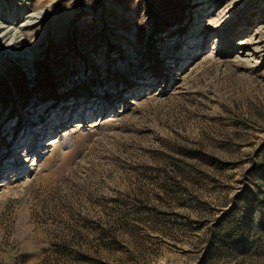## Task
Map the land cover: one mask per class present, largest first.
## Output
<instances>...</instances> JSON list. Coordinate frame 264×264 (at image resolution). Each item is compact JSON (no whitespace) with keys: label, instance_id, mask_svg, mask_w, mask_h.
<instances>
[{"label":"rangeland","instance_id":"obj_1","mask_svg":"<svg viewBox=\"0 0 264 264\" xmlns=\"http://www.w3.org/2000/svg\"><path fill=\"white\" fill-rule=\"evenodd\" d=\"M0 264H264V0H0Z\"/></svg>","mask_w":264,"mask_h":264},{"label":"bare ground","instance_id":"obj_2","mask_svg":"<svg viewBox=\"0 0 264 264\" xmlns=\"http://www.w3.org/2000/svg\"><path fill=\"white\" fill-rule=\"evenodd\" d=\"M50 142H51V143H50V145H52V144H54V143H55V141H54V140H51Z\"/></svg>","mask_w":264,"mask_h":264}]
</instances>
